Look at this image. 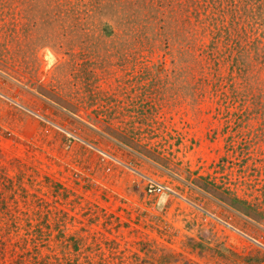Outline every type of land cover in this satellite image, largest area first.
Returning <instances> with one entry per match:
<instances>
[{
	"label": "rangeland",
	"instance_id": "374dc122",
	"mask_svg": "<svg viewBox=\"0 0 264 264\" xmlns=\"http://www.w3.org/2000/svg\"><path fill=\"white\" fill-rule=\"evenodd\" d=\"M0 264H264V0H0Z\"/></svg>",
	"mask_w": 264,
	"mask_h": 264
},
{
	"label": "built area",
	"instance_id": "2783aa9c",
	"mask_svg": "<svg viewBox=\"0 0 264 264\" xmlns=\"http://www.w3.org/2000/svg\"><path fill=\"white\" fill-rule=\"evenodd\" d=\"M143 189L146 194H158L170 191V188L163 182L154 179L153 177L142 175Z\"/></svg>",
	"mask_w": 264,
	"mask_h": 264
}]
</instances>
